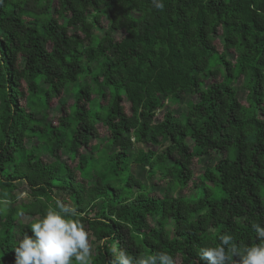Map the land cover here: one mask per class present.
<instances>
[{
    "label": "trees",
    "instance_id": "obj_1",
    "mask_svg": "<svg viewBox=\"0 0 264 264\" xmlns=\"http://www.w3.org/2000/svg\"><path fill=\"white\" fill-rule=\"evenodd\" d=\"M160 2L162 10L152 0H0V199L11 201L0 210V264H14L17 238L32 234L28 221L62 189L84 214L92 264H109L114 247L203 264L199 249L225 232L238 245L257 242L264 0ZM183 96L192 97L185 112L169 108ZM134 144L142 147L132 154ZM212 153L223 156L190 196L156 194L131 170L147 168L150 180L158 168L185 189L194 162ZM18 183L26 202L17 203Z\"/></svg>",
    "mask_w": 264,
    "mask_h": 264
},
{
    "label": "clouds",
    "instance_id": "obj_2",
    "mask_svg": "<svg viewBox=\"0 0 264 264\" xmlns=\"http://www.w3.org/2000/svg\"><path fill=\"white\" fill-rule=\"evenodd\" d=\"M157 10L164 5L152 0ZM54 204L48 205L41 217L29 220L31 235L26 232L17 238L14 249V264H92L93 246L89 232L80 213L71 202L53 197ZM11 201L0 199V210L6 211ZM88 219H94L88 216ZM256 241L237 244L229 232L220 235L215 246L201 247L198 260L203 264H264V227L253 223ZM103 247L106 238L101 239ZM114 258L109 264H177L167 252L141 254L133 257L124 249L113 248Z\"/></svg>",
    "mask_w": 264,
    "mask_h": 264
},
{
    "label": "rangeland",
    "instance_id": "obj_3",
    "mask_svg": "<svg viewBox=\"0 0 264 264\" xmlns=\"http://www.w3.org/2000/svg\"><path fill=\"white\" fill-rule=\"evenodd\" d=\"M107 25V22L105 19L101 20V27L95 29L96 34L101 35L104 30L105 27ZM220 39V38H219ZM220 42V41H219ZM216 41L217 46L220 49V43ZM231 60L234 58L233 53H230L228 56ZM91 68H95V65L92 64ZM88 83H91L90 78H86L83 79ZM82 79L78 81L81 82L83 81ZM236 89L238 91V98L240 101H244L245 99V91L243 88H241V82H236L235 83ZM263 104H264V90H263ZM189 99H192L191 96H183L181 102L179 105H175V104H169V108H172L176 111H180V112H185L186 111V103ZM52 114H57L58 113V109L57 107H54L53 109H51ZM104 134L103 131L100 132V135L102 136ZM166 140H164L163 144H166ZM142 147V145L139 144H134L133 148H132V154H134L136 152V148ZM160 149V147H158ZM154 150L157 149V147H153ZM112 150V149H111ZM221 155L220 153L218 154H211L209 160L207 159V156H203L201 157L198 161L194 162V164L192 165L193 168V177L192 180L187 184L185 189H180L179 186H177L173 181L169 180H165V179H160L158 176V168H154L152 172H155L156 175H153L152 177H150V180H148L147 177V168H143L142 166H131V170L133 172V174L142 182V184H153L154 185V191L156 192V194H163V193H168L170 195H176V196H183V195H187L190 196L194 193V191L196 190V184H192V183H197L199 182V176L201 174V172L204 170V168L206 166H211L213 164V162ZM48 161H52V159L48 156L45 155L44 156ZM15 194L18 195V200L17 203H22V202H26L28 199V191L26 189V187L20 183L17 184V189L15 190ZM60 196H62L63 199L67 200L68 202H70V198H69V191L62 189L59 191ZM20 219L22 222H27L29 217L26 214H21L20 215Z\"/></svg>",
    "mask_w": 264,
    "mask_h": 264
}]
</instances>
